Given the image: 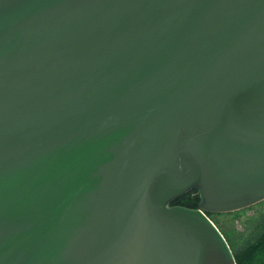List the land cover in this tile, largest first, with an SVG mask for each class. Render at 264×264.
<instances>
[{
    "label": "water",
    "instance_id": "water-1",
    "mask_svg": "<svg viewBox=\"0 0 264 264\" xmlns=\"http://www.w3.org/2000/svg\"><path fill=\"white\" fill-rule=\"evenodd\" d=\"M262 201L264 0H0V264H236Z\"/></svg>",
    "mask_w": 264,
    "mask_h": 264
},
{
    "label": "rangeland",
    "instance_id": "rangeland-1",
    "mask_svg": "<svg viewBox=\"0 0 264 264\" xmlns=\"http://www.w3.org/2000/svg\"><path fill=\"white\" fill-rule=\"evenodd\" d=\"M210 218L224 233L234 255L239 256L264 231V201L235 212L211 214Z\"/></svg>",
    "mask_w": 264,
    "mask_h": 264
},
{
    "label": "trees",
    "instance_id": "trees-1",
    "mask_svg": "<svg viewBox=\"0 0 264 264\" xmlns=\"http://www.w3.org/2000/svg\"><path fill=\"white\" fill-rule=\"evenodd\" d=\"M199 203L200 198L198 192L196 190H192L186 193L184 196L172 201L170 203V206H181L189 209H198ZM207 216L210 218L211 214H208ZM213 223L215 224L214 221ZM221 234L224 236L226 242L228 243V240L226 239L224 233L221 232ZM233 256L236 264H264V231L258 234V238L247 248V250L243 254L238 256L234 255L233 253Z\"/></svg>",
    "mask_w": 264,
    "mask_h": 264
}]
</instances>
